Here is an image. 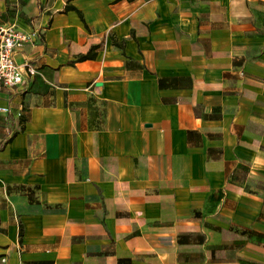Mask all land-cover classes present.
Instances as JSON below:
<instances>
[{"label":"crops","instance_id":"obj_1","mask_svg":"<svg viewBox=\"0 0 264 264\" xmlns=\"http://www.w3.org/2000/svg\"><path fill=\"white\" fill-rule=\"evenodd\" d=\"M2 25L38 74L0 93V264H264V0H0Z\"/></svg>","mask_w":264,"mask_h":264},{"label":"built area","instance_id":"obj_2","mask_svg":"<svg viewBox=\"0 0 264 264\" xmlns=\"http://www.w3.org/2000/svg\"><path fill=\"white\" fill-rule=\"evenodd\" d=\"M38 33L24 32L15 26H0V93L5 89H17L26 84L28 77L38 74L37 69L30 62L23 65L16 63L17 53L28 43L34 42ZM8 112L7 108L0 109Z\"/></svg>","mask_w":264,"mask_h":264},{"label":"trees","instance_id":"obj_3","mask_svg":"<svg viewBox=\"0 0 264 264\" xmlns=\"http://www.w3.org/2000/svg\"><path fill=\"white\" fill-rule=\"evenodd\" d=\"M69 10H75V8L73 7H69ZM97 50V48H93L87 55H81L78 56L76 58V60L74 62H72V64H75L76 62H83V61H87V60H94L96 58V53L95 51Z\"/></svg>","mask_w":264,"mask_h":264}]
</instances>
